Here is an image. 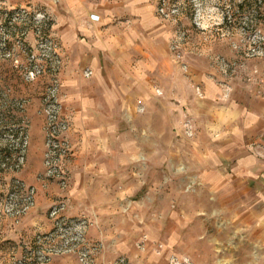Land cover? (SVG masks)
Here are the masks:
<instances>
[{"label": "rangeland", "instance_id": "374dc122", "mask_svg": "<svg viewBox=\"0 0 264 264\" xmlns=\"http://www.w3.org/2000/svg\"><path fill=\"white\" fill-rule=\"evenodd\" d=\"M74 1L82 0H0V264H50L60 255L84 264L77 250L46 261L65 240L55 236L54 241L51 232L83 219L87 228L81 243L98 245L96 255L103 249L88 237L89 217L66 214L75 150L68 135V61L58 23L72 12ZM83 1L94 9L150 1L156 51L166 49L169 56L161 67L176 65L181 79L174 87L161 77L156 94L162 98L146 103L150 114L156 110V264H264V183L205 167L192 131L195 121H185L188 111L193 119L200 114L194 105L203 94L202 74L231 92L264 85V0ZM184 79L191 80V98ZM54 121L62 129L52 156L48 141ZM42 218H49L50 229L35 226ZM96 255L94 264H117L121 258L134 264L126 255L109 262H98Z\"/></svg>", "mask_w": 264, "mask_h": 264}, {"label": "crops", "instance_id": "0c3cea01", "mask_svg": "<svg viewBox=\"0 0 264 264\" xmlns=\"http://www.w3.org/2000/svg\"><path fill=\"white\" fill-rule=\"evenodd\" d=\"M74 2L58 23L68 61V135L75 150L66 214L89 217L88 237L103 246L98 262L121 254L134 264H156V110L150 114L146 103L162 98L156 94L161 77L174 87L181 79L176 65L161 67L169 56L166 49L157 48L164 57L156 51V13L150 1L96 9L83 0ZM121 15L124 20L117 21ZM198 78L203 94L196 104L194 98V107L200 114L193 119L188 111L185 121H195L192 131L204 152L202 164L229 178L264 183V85L231 92L203 74ZM184 81L191 98V80ZM44 198L48 203L52 196ZM35 226L48 230L52 223L42 218ZM59 260L79 262L60 255L50 264Z\"/></svg>", "mask_w": 264, "mask_h": 264}, {"label": "built area", "instance_id": "2783aa9c", "mask_svg": "<svg viewBox=\"0 0 264 264\" xmlns=\"http://www.w3.org/2000/svg\"><path fill=\"white\" fill-rule=\"evenodd\" d=\"M55 116V114H54ZM55 118V117H54ZM57 118V117H56ZM54 125H52L50 131H49V141H48V146H49V154H52V156L55 154L56 151H58V143L56 141L57 138V133L62 129L59 123L54 121ZM63 128L66 129L68 125L66 123H62ZM87 228V220L83 219L81 222L80 221H71L70 223H66L64 226H59L57 229L53 232H51L50 236L53 238L54 241L57 240V237L55 236H61L62 238H65L64 242L61 241L58 248H52L50 252H48V257L46 261L49 259L50 256L62 252V251H75L77 250L79 259L84 263V264H94L95 263V255L94 251H97V248L99 247L98 245L93 244V247L90 246L85 248L84 244H82V240H85V229ZM46 236H49L47 234ZM77 246V247H75ZM99 249V248H98ZM117 264H126L125 259L121 258L117 262Z\"/></svg>", "mask_w": 264, "mask_h": 264}]
</instances>
